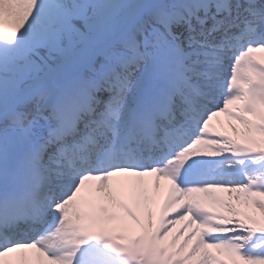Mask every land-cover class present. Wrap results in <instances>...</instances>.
<instances>
[{
	"label": "snow or ice",
	"instance_id": "6c2138e0",
	"mask_svg": "<svg viewBox=\"0 0 264 264\" xmlns=\"http://www.w3.org/2000/svg\"><path fill=\"white\" fill-rule=\"evenodd\" d=\"M257 53L264 0H0V264H264Z\"/></svg>",
	"mask_w": 264,
	"mask_h": 264
},
{
	"label": "rangeland",
	"instance_id": "374dc122",
	"mask_svg": "<svg viewBox=\"0 0 264 264\" xmlns=\"http://www.w3.org/2000/svg\"><path fill=\"white\" fill-rule=\"evenodd\" d=\"M236 127H238L237 129L240 130V131L243 130V126H242V125L237 124ZM223 195H224L225 197H227L226 194H223Z\"/></svg>",
	"mask_w": 264,
	"mask_h": 264
}]
</instances>
